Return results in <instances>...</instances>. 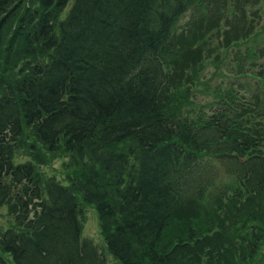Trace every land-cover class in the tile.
<instances>
[{
	"label": "trees",
	"instance_id": "trees-1",
	"mask_svg": "<svg viewBox=\"0 0 264 264\" xmlns=\"http://www.w3.org/2000/svg\"><path fill=\"white\" fill-rule=\"evenodd\" d=\"M260 2L35 0L20 15L16 0H0V64L7 54L13 68L0 80V206L15 215V225L0 235V264H104L93 242L81 238L82 202L94 207L118 264H200L191 263L193 256L185 263L163 236L182 199L222 196L210 191L221 167L237 186L225 203L229 223L214 216L206 222L218 229L212 244L232 249L235 230L243 247L233 257L257 254L264 234L258 226L264 115L242 84L216 92L209 114L186 111L191 96L175 89L187 80L182 68L195 69L198 60L181 71L172 66L190 47L184 43L191 41L192 19L215 20L217 33L223 29L232 42L238 39L230 33L243 39L251 30L245 21ZM242 60L239 76L251 72ZM197 82L190 77L186 85ZM27 135L47 152L66 154V166L77 169L67 185L41 177L32 160L15 162ZM191 223L181 225L191 231L187 236L200 231Z\"/></svg>",
	"mask_w": 264,
	"mask_h": 264
},
{
	"label": "rangeland",
	"instance_id": "rangeland-1",
	"mask_svg": "<svg viewBox=\"0 0 264 264\" xmlns=\"http://www.w3.org/2000/svg\"><path fill=\"white\" fill-rule=\"evenodd\" d=\"M16 4L20 5L17 7V13L23 14L27 7L35 5V0H16ZM256 14L248 16L244 25L247 35L245 38L231 36L230 39L236 38L235 41H227L224 37L223 29L220 30L219 34L215 30L217 23L211 18L203 19L198 18L192 19L190 24L191 35L190 43H184L189 48L182 49L183 53L180 56V60L176 61V65L172 68L181 71V68L185 63L192 59L198 60L196 68L185 69L182 68L187 80L185 85L176 87V91H184L189 93L191 96V102L183 104L186 111H193L194 113L200 114L202 117L204 114H209L211 109L213 110L216 105L215 96L216 92H224L230 90L233 85H241L243 91H245L248 98L253 102V107L264 115V0L254 8ZM26 13V12H25ZM18 15V16H20ZM253 18L249 24V19ZM186 19L181 20L176 27L177 31H181L185 26ZM216 23V24H215ZM203 24V25H202ZM17 25L16 18L13 20L12 27L8 31V38L14 36V28ZM202 25V26H201ZM222 26L219 27V29ZM244 37V36H243ZM189 39V40H190ZM249 55L252 53L253 58L248 57L245 59L242 55ZM4 58L8 59V64ZM242 58L243 69L245 72L251 71L248 75L242 74L241 76L236 75L238 71L236 63ZM12 58L7 57V54H3L0 64V80L2 76L10 75L12 70ZM192 63V62H191ZM9 66L8 70L3 68ZM190 77L198 79L199 82L191 83L187 86V82ZM179 75L174 77V80L178 79ZM1 82V81H0ZM175 84V81H174ZM4 83L2 82L3 89ZM182 96L179 98L181 99ZM240 117H243V112L246 111L241 109ZM205 111V112H204ZM27 132V131H26ZM260 133L264 134V127L260 129ZM29 134V133H27ZM24 141L22 147L17 150L15 162H22L26 160H32L37 166V170L40 172L41 177L44 179L49 177H55L62 184H68V174L72 171L76 172L77 169L67 167L66 164L68 159L65 153L62 151L50 153L43 149L42 146L36 144L30 135L22 138ZM35 146V147H34ZM211 158L210 156L203 154L204 158ZM212 162L216 163L214 159ZM214 186L210 189L212 193H219L217 199L210 198L211 196L206 195L203 198H197L192 195H188L180 201L179 207L176 209V214L172 223L166 229L164 233L163 243L168 249L175 248L178 255L182 256L183 261L188 262V258L193 256L195 259L192 262H200V264H264V234L262 233V241L259 242L257 248V254L249 260L241 261L237 257H233V250L238 251L243 245L237 240L238 231L233 230L232 235V249L230 245H226L225 250H218L212 244L217 239L218 229L213 227H205L207 220L214 216L220 223H229L228 219V208L225 203L228 202V196L232 189L237 186V181L224 171L221 167L219 174L216 177ZM11 204V203H9ZM81 207V222H82V239H89L95 245L97 251L105 257L104 264H118L117 260L108 252L106 245L103 240V236L100 232L99 221L97 213L92 205L82 202ZM10 206H0V235L5 228L15 225L14 217ZM186 220H190L191 225H195V229L200 231L196 235L187 236L189 228L182 226ZM258 224V223H257ZM258 226L264 228V223L258 224ZM244 231L246 228L243 229ZM190 231V230H189ZM191 232V231H190ZM198 236L202 237L198 243L196 239ZM193 238V239H192ZM215 239V240H214ZM184 241L183 245L180 243Z\"/></svg>",
	"mask_w": 264,
	"mask_h": 264
}]
</instances>
